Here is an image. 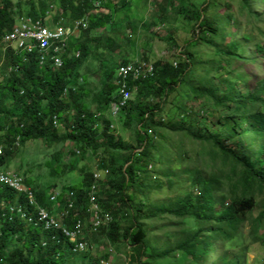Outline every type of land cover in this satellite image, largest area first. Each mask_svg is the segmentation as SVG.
Here are the masks:
<instances>
[{
	"label": "trees",
	"instance_id": "1",
	"mask_svg": "<svg viewBox=\"0 0 264 264\" xmlns=\"http://www.w3.org/2000/svg\"><path fill=\"white\" fill-rule=\"evenodd\" d=\"M134 1L109 0L107 5L114 12ZM260 2V13L256 0H239L237 12L230 0H204L201 6L187 0L157 3L153 24L171 27L181 18L189 37L179 44L167 32L162 41L172 57L153 62V76L130 80L132 97L114 114L113 106L121 100L117 70L130 62L111 56L118 45L109 37V63L100 58L91 83L83 74L92 49L81 39L107 21L93 2L0 0V46L16 17L44 21L51 5L59 8L51 24L61 18L64 25L89 19L81 38L69 41L60 68L50 58L58 55L53 49L44 65L38 50L3 51L0 163L7 166L21 146L42 142L55 148L48 162L55 165L53 176L78 171L81 180L52 192L51 186L32 187L37 205L25 193L0 188V264H75L78 258L111 264L115 252L124 253L128 264H248L249 238L264 249V0ZM125 22L131 31L138 28L129 17ZM116 23L109 16V24ZM97 39V45L105 42ZM125 41L133 47L130 36ZM139 57L149 62L144 48ZM123 132L130 133L129 139ZM69 144L75 149L67 151ZM89 153L96 168L84 162ZM97 171L108 175L96 180ZM25 184L31 186L29 179ZM174 189L175 195L153 198ZM55 191L62 193L57 203L50 200ZM91 193L113 218L96 232L87 212ZM69 201L74 209L62 222L69 229L84 223L86 252L75 251L77 244L62 232L47 231L24 217H35L37 207L62 214ZM165 220L170 223L160 225L163 234L157 238L156 223ZM100 238L106 248L91 258L92 241L98 244ZM246 239L249 245L243 249Z\"/></svg>",
	"mask_w": 264,
	"mask_h": 264
},
{
	"label": "rangeland",
	"instance_id": "2",
	"mask_svg": "<svg viewBox=\"0 0 264 264\" xmlns=\"http://www.w3.org/2000/svg\"><path fill=\"white\" fill-rule=\"evenodd\" d=\"M187 1L189 3H194L197 6H201L204 0ZM160 2L161 0H138L136 2L134 1L130 6H127L126 8H121L113 12V20L119 24L116 23V25H112L109 28V34L113 38L114 42H116L114 44V47L118 45V49L117 47L114 51L111 49V52H113L111 56H116L118 62L122 61V59L125 58H134V62L135 60H137V58H140L139 56L143 48L146 53H148L149 62L152 63L160 58L172 57V55L168 52V45L165 41H162V39L166 36L167 32L172 31V33L177 38L179 44H182L185 40H187V38L189 37L187 35L189 34L188 29L190 30V28H187L184 20L181 18L173 22L171 27L170 25H166L165 27L162 24H153L154 20L152 18L157 13L155 5ZM230 5L232 6L233 11L237 12L239 7V0H230ZM256 10L258 13L262 12V4L260 0H256ZM126 17H129L131 20L138 22L136 25L138 27L136 31H131V29L126 26ZM241 21L244 20L241 18ZM142 25H144L145 28H142ZM98 33L100 32L98 31ZM126 36H130L132 43H134L133 47L132 45L126 43ZM96 54L97 57L100 59L101 56H99L98 53ZM104 59L105 60H103V62L106 64L107 59ZM98 64L95 63L94 66H99ZM258 64L259 66H262V61H259ZM253 67L254 65L250 64V66H248V69L252 70ZM91 68L93 67L91 66ZM261 70L262 67L259 68V77L262 76ZM94 86L95 88H98L99 84L94 83ZM123 135L126 139H129L130 137V133L128 132H123ZM70 147L72 150L75 149L74 146L69 144L67 146V151L70 149ZM19 149L20 150H18L17 154L8 164V169L11 170V172L20 174L24 178L29 179L31 184L30 187H36L38 185H41L42 188L47 189L51 186V188L48 189V192H52L54 188L62 189L63 186L76 185L81 180L78 171H74L73 173L67 174L65 173L63 175L60 173V176H53L51 174V168H53V166L55 165L53 163L48 162L52 158L55 149L54 147L52 149H49L42 142H32L26 144V146H21ZM84 162L89 163L91 166H93V168H96L97 166V160H95L91 156V153L87 154ZM175 193L176 189L169 193H155L153 198L155 200H160L163 196H165V194L168 196L175 195ZM169 223L170 221L168 220H165L163 223H156L155 230L157 238H161L162 236L160 235L163 234V231L161 233L159 229L160 225L163 224L164 226H167ZM246 232L248 231L246 230ZM247 241L248 239H246L245 243L242 244L243 249H246V247L249 245V241L250 244L253 245L252 247H250V249H248V251L245 250L247 255V263L264 264V249L259 247L260 243L253 241L252 238H249V241ZM103 242L104 241L101 238L98 241L99 245L92 241L94 246L92 248V251L89 252L91 258L98 256L99 254H101V252L105 250L106 247L104 246ZM79 256L81 257L82 255ZM110 258L111 264H128L129 262L128 257L125 256L124 253L115 252V254ZM91 262L93 261L90 259L82 260L80 258H78L77 261H74L75 264H92Z\"/></svg>",
	"mask_w": 264,
	"mask_h": 264
},
{
	"label": "built area",
	"instance_id": "3",
	"mask_svg": "<svg viewBox=\"0 0 264 264\" xmlns=\"http://www.w3.org/2000/svg\"><path fill=\"white\" fill-rule=\"evenodd\" d=\"M93 1L96 6L100 5L99 0ZM88 26L89 24L86 18L76 20L70 26L54 25L53 27L44 25L41 21H33L31 18H24L16 27H14L13 31L5 37V42L8 46L16 47L17 49L27 52L38 50L41 65H44L47 62L50 57L49 50L53 49L58 55L50 58L53 61L54 66L60 68L63 64L61 55L66 50L70 38L79 34L81 30L87 29ZM154 73L155 68L152 62L136 60L135 62L118 67L116 78L119 85L121 100L119 105L115 104L113 106L114 114L118 112L120 107H124L127 101L132 97L133 92L129 87V81L151 77ZM106 175H108V171H97L94 177L96 180H101ZM3 184L15 188L19 192H26L30 203L32 205L36 204L34 194L24 187L21 177L11 173H5L0 169V185ZM92 190L95 192L96 186H93ZM60 196V192L54 193L51 196V201L57 203ZM69 196L70 198L74 197L72 193H70ZM73 207L74 203L69 201L68 210L62 213L61 217L64 218L68 215L69 210ZM88 213L91 217V229L94 232L102 227L108 226L113 221V218L109 213L102 211L94 193H91L89 197ZM29 221L35 222L36 225H44L46 230L62 231L65 238L70 242L77 244L74 249L77 252H86L90 249L87 243L84 242V226L80 221L77 223L75 229H69L62 225L59 217L57 218L44 208H39L37 218H29Z\"/></svg>",
	"mask_w": 264,
	"mask_h": 264
},
{
	"label": "crops",
	"instance_id": "4",
	"mask_svg": "<svg viewBox=\"0 0 264 264\" xmlns=\"http://www.w3.org/2000/svg\"><path fill=\"white\" fill-rule=\"evenodd\" d=\"M107 4H109V0H106V1L103 0L102 1V9L99 10V12H98V15L101 17V19L103 21L107 20L106 23L104 24V26L99 27L96 30H94L91 33V35H89V37H84V38L81 39L82 42L83 41L84 42L88 41L89 42V46L92 49V53H91V55H90V57L88 59V62L83 67V74H85V75L87 74L88 75L89 82L91 81V79L93 77L92 76V71L94 72V70H97L98 67L100 66V59L97 57L96 53H98V55L101 56V58H103V60H105L104 58L107 59L106 64L109 62V43L107 44V42H109V41H107V40L109 39V37H111L110 34H109V28L112 26V24H109V16L114 17V15H113L114 13L111 10H109V5H107ZM98 31L100 33H98ZM81 33L78 34L75 38H79L80 39L81 38ZM97 38H102L103 40H105V42H103L102 45H97V40H98ZM97 50H99V51H97ZM77 53L80 55L79 52H77ZM79 55L78 56L76 55V57H79ZM125 59L128 60L131 63V62H133L134 58H132V59L125 58ZM103 60H102V62H103ZM137 60H139V58H137ZM95 63L98 64L99 66H94ZM91 66L94 69L91 68ZM90 87L95 89L94 85L90 84Z\"/></svg>",
	"mask_w": 264,
	"mask_h": 264
},
{
	"label": "clouds",
	"instance_id": "5",
	"mask_svg": "<svg viewBox=\"0 0 264 264\" xmlns=\"http://www.w3.org/2000/svg\"><path fill=\"white\" fill-rule=\"evenodd\" d=\"M14 1H17V0H14ZM25 1V0H24ZM92 2H93V4H94V1L93 0H91ZM100 1V5L99 6H96L95 4H94V8H95V10H101L102 9V0H99ZM58 6L57 5H51L50 6V10L47 12V14H48V16L45 18V20L43 21V19L41 18V19H34V18H32V17H30V16H18V17H16V20H15V23H14V25H13V28H12V30H11V32L13 31V29H14V27H16L20 22H21V20L22 19H24V18H31L33 21H41L44 25H47V26H49V27H53L54 25H63V26H70V25H72V24H70V25H64L63 24V22H61V21H64L62 18H61V20H60V22L58 21V22H56V23H54V24H51L52 23V20H53V17L52 16H54V15H56V14H58ZM84 18H86L87 19V21H88V24H89V19H88V17H84ZM79 20V19H78ZM76 21V20H75ZM50 23V24H49ZM89 27V26H88ZM86 30V29H85ZM83 30H81L80 31V33L82 32ZM11 32H9V33H7L4 37H3V41H2V43H1V46H0V48L4 45V43H5V37L7 36V35H9ZM79 33V34H80ZM78 35V34H77ZM77 35H75V36H72V37H76ZM71 37V38H72ZM71 38H70V40H71ZM69 40V41H70ZM68 44H69V42H68ZM8 49H11V50H13V51H15V52H19V53H28L27 51H24V50H21V49H17L16 47H12V46H10L9 48H7L5 51H7ZM4 51V52H5ZM2 53L1 55H0V69H1V66H2V64H3V60H4V56H5V53ZM75 55H79L78 53H75ZM18 141H19V138H18ZM17 141V142H18ZM19 143H17V145H18ZM3 146L2 145H0V154H2L3 153ZM0 169L3 171V172H5V173H11V174H13L14 172H11V170H9L8 169V165L7 166H3L1 163H0ZM15 175L16 176H19V177H21L22 178V180H23V185H24V187L25 188H27L30 192H32L33 193V190H32V187H29V186H27L26 184H25V178L23 177V176H21L20 174H17V173H15ZM2 186H6V187H9V188H12V187H10V186H8V185H0V188L2 187ZM12 189H14L18 194H21V193H25V194H27L26 192H24V191H22V192H19V191H17L15 188H12ZM34 194V193H33ZM27 196H28V194H27ZM61 196H62V193H61ZM60 196V197H61ZM29 199V198H28ZM59 200V199H58ZM30 201V200H29ZM31 204V203H30ZM35 205H37V201H36V204ZM100 206V205H99ZM13 207H15V206H13ZM89 207V206H88ZM39 208H42V207H37V209H36V212L34 213V218L36 219L37 218V213H38V209ZM74 209V207L72 208V209H70L69 211H71V210H73ZM13 210V209H12ZM49 211V210H48ZM66 211V210H65ZM103 211V210H102ZM87 212H88V209H87ZM64 213V212H63ZM69 214V213H68ZM89 214V213H88ZM53 215H55L57 218L59 217L60 219H61V223H62V225H63V222H62V217H61V214H53ZM25 218H27L28 219V221H29V218H32L33 216L32 215H30L29 217H26V216H24ZM89 225L91 226V217H90V214H89ZM29 223H31L30 221H29ZM34 224H35V222H33ZM36 225V224H35ZM38 225H42V224H38ZM38 225H36V226H38ZM42 226H44V225H42ZM64 226V225H63ZM83 231H84V235H85V225H84V223H83ZM65 227V226H64ZM45 228V227H44ZM46 230V229H45ZM47 231H52V230H47ZM56 231V230H55ZM58 231V230H57ZM60 232H62V231H60ZM63 234V233H62Z\"/></svg>",
	"mask_w": 264,
	"mask_h": 264
},
{
	"label": "bare ground",
	"instance_id": "6",
	"mask_svg": "<svg viewBox=\"0 0 264 264\" xmlns=\"http://www.w3.org/2000/svg\"><path fill=\"white\" fill-rule=\"evenodd\" d=\"M10 46H8V44L5 42L4 45L0 48V55L3 53V51H5L7 48H9ZM28 53H32V52H28ZM13 175H15V173H13ZM56 192H60V191H55L54 193ZM53 193V194H54ZM61 193V192H60ZM51 194L50 195V200H51V196L53 195Z\"/></svg>",
	"mask_w": 264,
	"mask_h": 264
}]
</instances>
